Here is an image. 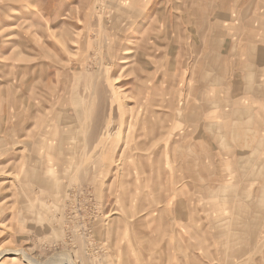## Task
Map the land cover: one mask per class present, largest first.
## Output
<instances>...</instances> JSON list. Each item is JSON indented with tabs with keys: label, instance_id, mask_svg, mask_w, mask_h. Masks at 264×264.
Returning <instances> with one entry per match:
<instances>
[{
	"label": "rangeland",
	"instance_id": "obj_1",
	"mask_svg": "<svg viewBox=\"0 0 264 264\" xmlns=\"http://www.w3.org/2000/svg\"><path fill=\"white\" fill-rule=\"evenodd\" d=\"M237 1L0 0V264H264V182L198 120Z\"/></svg>",
	"mask_w": 264,
	"mask_h": 264
},
{
	"label": "crops",
	"instance_id": "obj_2",
	"mask_svg": "<svg viewBox=\"0 0 264 264\" xmlns=\"http://www.w3.org/2000/svg\"><path fill=\"white\" fill-rule=\"evenodd\" d=\"M227 6L253 9L255 15L224 21L228 25L225 34L228 47L221 48V56L227 60L230 58L235 63L234 81L231 83L234 97L230 98L229 106L225 108L222 100L216 104L206 100L204 118L203 114H198V120H207L203 124V129L214 143L210 144L211 147L216 145V137H224L220 149L228 152L226 159L230 168L240 175L242 168L245 169V183H263L264 0H238L237 3ZM199 92L198 87V94ZM214 104L215 106L222 104L220 109L223 120L217 124L214 121L208 122L216 119ZM205 133L203 131V134Z\"/></svg>",
	"mask_w": 264,
	"mask_h": 264
},
{
	"label": "bare ground",
	"instance_id": "obj_3",
	"mask_svg": "<svg viewBox=\"0 0 264 264\" xmlns=\"http://www.w3.org/2000/svg\"><path fill=\"white\" fill-rule=\"evenodd\" d=\"M23 23V22H22ZM22 23H20V24H22Z\"/></svg>",
	"mask_w": 264,
	"mask_h": 264
}]
</instances>
